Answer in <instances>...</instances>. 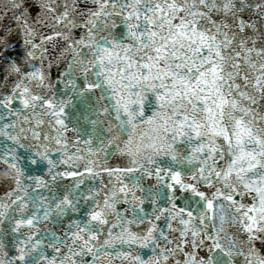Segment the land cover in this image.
Wrapping results in <instances>:
<instances>
[{"label": "snow or ice", "instance_id": "snow-or-ice-1", "mask_svg": "<svg viewBox=\"0 0 264 264\" xmlns=\"http://www.w3.org/2000/svg\"><path fill=\"white\" fill-rule=\"evenodd\" d=\"M0 264H264V0H0Z\"/></svg>", "mask_w": 264, "mask_h": 264}]
</instances>
